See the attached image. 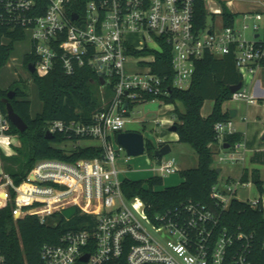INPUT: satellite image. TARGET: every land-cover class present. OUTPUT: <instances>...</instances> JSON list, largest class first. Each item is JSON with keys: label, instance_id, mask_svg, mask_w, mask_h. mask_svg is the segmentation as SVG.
Instances as JSON below:
<instances>
[{"label": "built area", "instance_id": "obj_1", "mask_svg": "<svg viewBox=\"0 0 264 264\" xmlns=\"http://www.w3.org/2000/svg\"><path fill=\"white\" fill-rule=\"evenodd\" d=\"M46 2L43 12L36 0H0V26L27 35L29 52L37 59V75L49 74L58 63L69 76L88 67L97 74L101 89L111 87L113 94L91 123L56 120L47 130L69 141L72 137L98 141L100 158L73 163L41 160L20 185L9 174L3 175L0 192L5 198L0 210L13 200L14 191L15 221L36 216L48 223L50 217L61 218L62 212L71 207H77L73 218L93 217V224L87 228L68 231L58 244H45L42 264H77L85 255L90 258L84 264H106L119 260L125 252L127 264H252L253 235L221 228L213 209L190 203L153 221L140 198L127 200L117 169L118 157L125 150L117 143V134L125 131L136 104L146 103L149 97L162 103L161 97L168 96L172 88L188 89L196 61L206 54L219 59L234 55L243 86L230 101L255 104L257 99L244 80L247 78L252 86L257 72L264 68V25L260 23L264 9L245 14V21H253L243 27L252 28L254 37L250 41L235 26L216 30L207 25L197 32L195 0H88L83 15L73 11L74 0ZM211 3L215 1H207L208 15L221 16L222 8ZM74 15H78L77 20H73ZM162 42L173 55L174 75L169 87V76L153 70ZM174 122V118L162 121L168 128ZM10 130L11 122L0 109V146L9 148L14 143L16 136ZM215 130L219 143L224 144L227 135L235 134L233 120L217 123ZM153 144L156 151L161 148V144ZM219 160L236 162L239 157L230 153ZM155 171L161 177L176 174L175 159L161 160ZM234 198L235 188L230 182L224 188H213L212 199L223 210ZM249 203L254 208L260 205L257 200ZM0 264H7L1 239Z\"/></svg>", "mask_w": 264, "mask_h": 264}, {"label": "trees", "instance_id": "obj_2", "mask_svg": "<svg viewBox=\"0 0 264 264\" xmlns=\"http://www.w3.org/2000/svg\"><path fill=\"white\" fill-rule=\"evenodd\" d=\"M37 7L46 9V0H36ZM88 0H74L73 11L84 14ZM208 0H195V29L197 32L205 30L208 25ZM222 8V21L224 27H234L237 14L230 11L226 4ZM215 17V16H214ZM27 35L20 30L12 31L6 26H0V79L2 70L12 58L15 45L27 39ZM162 52H158L157 61L153 70L161 76H169L166 86L171 85L174 69L172 66V50L163 42ZM140 54V53H139ZM37 61L33 53L28 52L24 62L29 70L30 64ZM30 72V71H29ZM36 86L38 98L42 103L41 111L33 115L32 100L26 82L16 81L9 89L0 86V109L7 114L4 99L8 92L16 91V97L11 100L15 112L25 121L28 129L21 133L12 123L10 134L23 139L24 147L19 151L20 158L4 159L12 165L6 167V172L13 178L16 185H20L26 179L37 162L41 160H59L63 162H76L80 159H94L102 156L100 147H80L67 149V144H78L83 139L72 137L71 141L62 134L54 135L53 140L46 138L48 126L56 120L77 121L91 123L92 117L102 112L110 103L113 90L111 87L101 89L97 74L88 67L78 69L74 75H66L60 63L45 76L36 73L31 74ZM21 83L22 87L16 86ZM242 82L234 55H226L223 58H215L206 54L196 61L195 73L191 86L188 89L172 88L168 96L161 97L166 105H175L174 125L177 126L176 134L178 143L189 144L198 155L199 164L195 169L180 172L184 181L178 186L157 190L162 187V177H153L147 181L125 179L122 183V191L127 200L140 198L146 207L149 217L155 221L159 215L167 211L181 210L190 203L205 205L213 209L220 220V227L229 231H243L253 235L252 264H264V211L260 204L257 208L249 202L234 198L229 207L223 210L212 199L213 188L220 183L218 169L214 168V147L219 143L215 126L219 122L231 119L230 112L224 111L223 106L231 100V87ZM101 92L104 93L103 98ZM103 99L108 102L104 105ZM213 101V112L208 117H203L202 109L206 101ZM147 102H152L148 98ZM178 103L184 106L182 112ZM243 141L241 134L227 135L224 142L229 149ZM166 143L161 144L163 147ZM223 145V147H224ZM147 155L156 161L162 159L155 156V146L147 141ZM255 161H264L263 155H257ZM252 181L261 194L264 193V182L255 170L249 176L243 175L241 182ZM4 182L0 175V184ZM0 197H5L0 192ZM15 192H11L14 200ZM3 199H1L2 201ZM12 200V201H13ZM9 202L7 207L0 210V239L1 247L6 256L7 264H42L41 250L45 244H58L61 237L71 230H83L88 224H93L92 216L78 215L67 221L61 217L58 224L42 223L36 216H27L14 220V203ZM3 201L0 205H3ZM128 252L117 261L106 264H127ZM77 264H84L78 262Z\"/></svg>", "mask_w": 264, "mask_h": 264}, {"label": "rangeland", "instance_id": "obj_3", "mask_svg": "<svg viewBox=\"0 0 264 264\" xmlns=\"http://www.w3.org/2000/svg\"><path fill=\"white\" fill-rule=\"evenodd\" d=\"M214 3H211L210 6L221 8L223 4H226L231 12L237 14V19L235 22V27L238 30H241L244 34V37L247 40H253L254 33L252 28L248 30H244L243 27L245 24H253V21H245V14L252 13L258 9H264V0H214ZM229 1H232L231 5L228 4ZM261 12H263L261 10ZM261 25H264V20L260 22ZM208 25L215 28L216 30H220L223 27V21L221 16H212L208 17ZM31 43L27 38L23 42H18L15 45V50L13 52L12 58L10 59L7 66L2 70L0 86L4 89H9L13 83L16 81L26 82L28 86V90L30 93V97L32 100V113L33 115L37 114L41 111L42 103L38 98L36 86L34 85L31 73L29 72L25 62L24 57L30 51ZM245 87L250 90L253 89V86H249V82L247 78L244 80ZM16 86L22 87L21 83H17ZM12 90V89H11ZM101 97L103 98L104 93L101 92ZM104 105L106 106L108 102L104 99ZM243 101L232 102L228 101L224 104L223 109L231 110L236 108L238 110V116L235 118L236 126H246V123L241 122L243 112L241 111L240 104ZM244 103V102H243ZM179 109L183 112L184 106L180 103L177 104ZM214 106V102L209 100L206 101L204 107L202 109V113L205 115L212 110ZM175 105H166L165 103L160 102H146V103H138L134 106L130 115V122L125 126V131H136L142 133L147 141L154 142L157 145L163 144L164 142H160V140L170 133L168 128L164 127V123L161 122V118H174L173 109ZM98 141H80L78 144H67V149L76 148V145L80 147H99ZM225 144V143H224ZM221 143V148L224 145ZM93 145V146H88ZM24 147L23 139L19 136H16L14 143L11 147L5 148L0 146V175L8 174L6 172V167L12 165L11 162H7L4 159L11 158H20L19 151ZM118 146L116 145V148ZM172 152L168 156L162 158L163 162H167L168 160L175 159V166L177 168V172L174 175H167L163 178L164 185L162 187H157V190H162L164 188L171 187L169 184L174 182V179L181 178L180 172L195 169L198 167L199 160L198 155L192 149L189 144H171ZM216 147H214V150ZM224 148V147H223ZM233 149H223L219 154L215 155L214 160V168L220 169V167L227 166L231 162L225 161L220 162V157H227L232 153ZM160 166V161H156L151 159L147 154L140 157H129L125 151L120 153L117 161V169L120 171V179L125 180H136V181H147L150 178L159 176V173L155 171L156 168ZM161 177V176H159ZM222 179H220V186L222 185ZM233 188L240 187L235 184H232ZM225 187V186H224ZM223 187V188H224ZM239 200H244L245 195L243 193H239ZM60 218L58 216L50 217L48 219V223L54 224L58 222Z\"/></svg>", "mask_w": 264, "mask_h": 264}, {"label": "crops", "instance_id": "obj_4", "mask_svg": "<svg viewBox=\"0 0 264 264\" xmlns=\"http://www.w3.org/2000/svg\"><path fill=\"white\" fill-rule=\"evenodd\" d=\"M250 91L255 95L257 99L256 103L249 104L243 101L244 103L242 102L239 108L243 114H245L242 115L241 122L246 123V126L235 125L234 121L238 116V110H236V108L231 109L237 111L236 117L232 119L235 127V133L241 134L243 136V141L240 143V146L238 148L235 147L234 150H232V153H235L237 157H239V160L236 162H231L227 166L220 167L218 170L221 171L220 179H222V185L225 186L226 183L230 182L240 186L235 187L236 199L239 200V193H243L245 195V199L243 200L244 202L257 200L262 205L264 211V193L261 194L257 186L251 180L248 183L241 182L245 172L251 176L255 170L259 173L261 180L264 182V161L259 162L254 160L257 155L264 156V68L257 72L253 89ZM213 108L205 115L202 113L203 117L206 118L210 116L213 112ZM231 110L225 111L230 112ZM172 111H174V109ZM171 119L173 118H161V122ZM164 127L168 128L166 125H164ZM161 140H163L165 143H169L170 145L172 143L178 144L179 137L176 133L170 132L168 136L166 135ZM215 147L216 155L224 149L223 147L221 148L220 143H218ZM183 181L184 179L182 178H176L172 184H169V186H178ZM238 183L241 184L238 185Z\"/></svg>", "mask_w": 264, "mask_h": 264}, {"label": "water", "instance_id": "obj_5", "mask_svg": "<svg viewBox=\"0 0 264 264\" xmlns=\"http://www.w3.org/2000/svg\"><path fill=\"white\" fill-rule=\"evenodd\" d=\"M78 15H74L73 20H77ZM176 53L174 52V55ZM29 71L31 74H35V65L30 64L29 65ZM100 82L102 86H105V81L103 78L100 79ZM243 83H239L236 86L231 87V93L234 94L242 89ZM16 97V91L11 90L8 92L7 97L4 99V103L6 105V111H7V117L10 120V122L21 132H25L28 129V125L25 123V121L15 112L13 105L11 104V100H13ZM237 115L236 110L230 111V117L231 119H234ZM170 132L176 133L177 132V126L173 125L169 128ZM46 138L49 140L54 139V135L47 132ZM264 140V137H263ZM117 143L125 150L126 154L129 157L135 158L140 157L146 154L147 152V139L145 136L136 131H119L117 134ZM224 149H229V145H224ZM172 147L169 143H166L163 147H161L159 150L155 151V156L157 158H164L171 154ZM218 173L220 174L221 171L218 170ZM77 214V207H71L69 209H66L62 212V215L67 220L72 219ZM90 256L85 255L81 261L82 262H88Z\"/></svg>", "mask_w": 264, "mask_h": 264}, {"label": "bare ground", "instance_id": "obj_6", "mask_svg": "<svg viewBox=\"0 0 264 264\" xmlns=\"http://www.w3.org/2000/svg\"><path fill=\"white\" fill-rule=\"evenodd\" d=\"M0 198L4 199L5 197H0Z\"/></svg>", "mask_w": 264, "mask_h": 264}]
</instances>
